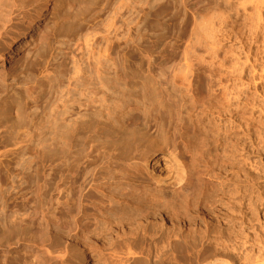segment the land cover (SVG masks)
I'll return each mask as SVG.
<instances>
[{
  "label": "rangeland",
  "instance_id": "1",
  "mask_svg": "<svg viewBox=\"0 0 264 264\" xmlns=\"http://www.w3.org/2000/svg\"><path fill=\"white\" fill-rule=\"evenodd\" d=\"M23 1L0 0V22L10 11L9 19L0 28V264H60L59 259L63 255L67 264H165V261L168 264V260L169 264H184L187 261V255L181 247V239L174 237L177 236L176 233L173 235L175 228L173 231L171 229L172 234H169L171 237L169 236L168 242L171 243L161 245L160 249L141 245L142 242L136 243L138 237L141 238L145 234L136 230L134 209L131 206H119L115 211L106 212L101 223L91 226L88 233H74L70 229L72 215L79 218L82 213L93 215L96 211L89 207L85 212L79 213L83 205L81 206L79 201L78 188H84V194L90 190V184L85 182L90 175L83 172V168L87 166V158L82 156V152L76 154L80 163L71 164L69 159L65 160L64 181L56 175V163H59L57 82L59 78L66 74V77L70 76L78 68L88 72L97 68L98 52L105 48H108V55L110 54L107 59L110 75L113 76L116 72L122 75V86L108 92L107 97L108 102H111L110 110L117 109L112 112L116 121H112L114 120L113 125L119 142L127 139L134 147L138 146L140 150L137 151V147L133 152L136 157L145 155L143 151L146 155L149 151V155L152 152L160 154L165 152L162 148L165 146L166 137L172 140L176 138L178 143L180 140L190 141L194 137L191 127L196 126V135L200 136L196 141L202 139L203 143L209 139L212 145V155L207 159V167L210 168L204 176L205 181L208 180L210 186L218 189L219 194L226 193L231 186L237 188L239 192L236 190V194L240 197L238 201L242 202L238 210L241 211L246 209L250 202L261 198L262 210L258 211V218L261 216L259 219L264 221V81L260 82L258 76L257 79L251 78V68L247 70L245 79L252 80V86L247 93L250 105L245 108L246 111L241 110L239 114L236 112L235 118L242 119L235 124L229 123V116L220 118L211 110L200 114L203 105L199 106L198 113L186 108V105L181 115H177L175 110V107L189 100L188 81L186 77L185 80L182 78L188 72L185 65L187 62L193 64V70L196 69L200 73L202 71V76L216 72L230 74L233 68L234 71L240 70L238 61L246 59L241 51L242 45L250 43L247 37L257 12L254 3L249 2L247 7L250 0H187V6L183 7L180 5L181 0H177L178 4L180 3L178 12L176 8L165 6L166 1L163 0H52L50 3H46L47 0H33L32 3H22ZM183 17L188 24L180 26L179 20ZM111 20L113 25L110 24ZM85 34L90 44L94 43L93 47L87 49L82 45V48L78 49L77 44L83 42ZM89 60L92 63L90 66ZM46 66H49V70L43 73ZM257 67L260 72L264 64L261 62ZM237 73L240 74V71ZM238 77L235 76L231 82L237 84ZM181 95L187 98L183 97L181 100ZM235 104L240 105V102ZM103 114L106 118L107 113L103 111ZM163 114L167 115V118L164 116L162 119ZM187 121L188 125L185 124ZM156 123L158 127H155ZM244 124H252L249 125L251 132L250 129L245 130ZM97 138H102L98 140L106 143L107 137L92 134L88 140L90 151L98 148V145L101 146L102 143ZM90 141L93 142V147ZM123 157L124 153L122 157L117 158L114 168H123ZM73 170H77L79 174L76 192L74 191L75 202H71L73 196L70 194V184L68 185ZM90 199L84 204L92 205L96 197ZM62 214H65L66 226H69L67 228H63V220H59ZM200 217L196 215L195 220L192 218L195 225H201L203 222ZM87 220H83V223ZM158 221L161 227H171L168 221ZM218 221L224 224L225 219L222 217ZM235 226V229H240L239 232L244 235H251L255 223ZM242 230L248 231V234ZM161 233H157V236L156 233H151L150 236L161 239ZM147 235L143 237V242L150 237ZM51 248L52 250H49ZM187 263L190 264L189 261Z\"/></svg>",
  "mask_w": 264,
  "mask_h": 264
},
{
  "label": "bare ground",
  "instance_id": "2",
  "mask_svg": "<svg viewBox=\"0 0 264 264\" xmlns=\"http://www.w3.org/2000/svg\"><path fill=\"white\" fill-rule=\"evenodd\" d=\"M51 1L52 0H47L46 3L47 2L50 3ZM164 1H166L165 6L170 7V9L176 8V10H178V12H180V6H179L180 3L178 4L177 0H163V2ZM25 2L26 3H32L33 0H24L22 3H25ZM180 2H181V4H180L181 6L182 5H183V7L187 6V0H181ZM249 2L251 4L252 3L255 4L257 12H256L255 20L253 19L254 24H253L252 28L250 29V33L248 34V37H247V39L250 40V43L248 45H245L246 43L244 45H242L241 51L243 54H245L246 59H244L242 61L241 58H240L241 60H239V58H238V60H239L238 65H240V70L234 71V68H233V72L230 71V74H226V73L222 74V73H218L216 71H215L216 74H212L211 72H214V71H211L210 75L205 76L203 74L205 76L204 77L201 75L202 71L200 73L196 69L193 70L192 69L193 64L192 63H191L192 65L189 64L190 61H189V63L187 62L185 65L188 69V72L186 71L187 74L184 77H182V76L181 77L184 78V80L186 77V79L188 81V86H187V83H186V86L188 88L187 92L189 94V100L187 102H185V104H181L180 106L177 104L178 107H175V110H177V112H178L177 115L178 114L181 115L184 113V112L182 113L183 108H185L184 105H186V108H190L191 110L197 111V113L199 110V106L203 105L204 108L202 110L200 109V111H202V112H199L200 114H202L205 111L207 112V110L208 111L211 110V111H214L213 113H216L220 118L224 117V116H229L230 117L229 123L235 124L240 119V117L235 118V116L237 114L236 112H238V114H239V112L241 110H244L245 108H247L250 105V99L248 98L247 93L249 92V90L252 86L251 85L252 80L251 79H245V76L247 77V73H246L247 70L249 71V68H251V72H249L252 74L251 78L254 79L256 77V79H257V76H258L260 82H262V80L264 81V67L261 69L260 72L258 71V69H256V68H258L257 66L261 62H262V65L264 64V0H250L247 3V7L249 6L248 5ZM199 3L200 2L198 1L197 4H199ZM70 4H72V3H70ZM242 5H244V3ZM21 6H23V5H21ZM84 8H86V7H84ZM245 8H246V6H245ZM242 9H244V8H242ZM193 12H194V10H193ZM192 15H195V14L193 13ZM9 17H10V11H8L6 13V17L3 19V21L0 22V28L2 27V25H4L6 23L7 19H9ZM246 17H247V15H246ZM195 18H196V15H195ZM112 19H113V17H112ZM112 21L113 20L110 21V24H112ZM186 24H188V23L186 22V19L184 20V17L179 20L180 26L181 25L185 26ZM114 26H115V24H114ZM246 28H248V27H246ZM3 29H4V27H3ZM247 31L249 32V28ZM90 32H92V31H90ZM86 36L84 37L83 42L77 44L78 49H81L82 45H85L87 49L89 47H91V48L93 47L92 45L94 43L91 42L92 44H90V40L88 39V36L87 37ZM89 38L91 39L90 36H89ZM82 39H83V33H82ZM79 40L81 41V39H79ZM255 48H256V50H254ZM109 55H108V48H105L102 51L100 49V52H98V56L96 58L97 68H94V70L91 69L88 72V71L84 70L83 68H80V69L78 68L75 71H73V73H71L70 76L66 77V75H67L66 74V75L62 76L61 78L58 77L59 79L57 82L58 83L57 84L58 85V87H57V90H58L57 98L58 97L59 98L57 100L58 101V105H57V113H58V119H57L58 128L57 129H58V132H57V135H58L59 163L58 164L56 163V172H57L56 175L59 176L61 181H64L63 178H66V177H64L65 174L63 173L65 170V169L63 170V168L65 166L64 165L65 160L69 159L71 164H75L76 162H78L77 159H79V158L76 159V154H78V153L82 154L83 153L82 156L85 155L84 157L87 158V161L85 160V162L87 163V166H86V164H84V166H86V168L85 167L83 168L85 170L83 172H87L90 175V177L88 179L86 177L87 180L86 181L84 180V181L87 184H90V190H88V192L86 194H84L83 193L84 188L83 189L81 188L82 190L80 189V187L78 188L79 189L78 191L80 192L79 201H80L81 206L83 205L82 206L83 208H80L82 210L79 211V213L85 212V210L87 208L89 209V207H91L92 210L96 211V212H94L95 214H93V215H88L86 213H82V216L79 218H77L75 216L73 217V215L71 214L72 215L71 218H73V221L70 224V229L72 230V232L74 231V233H75L78 231L79 233L80 232H84V233L87 232L88 233L89 229L92 228L91 226H94V224L96 225L97 223H101V220L103 219V216L106 214V212L109 213L110 211H112L116 208L118 209L119 206H121L123 208L124 207L129 208V206H131L134 209L133 210L134 211L133 216L136 219V224H137L136 230L139 233L143 232L145 235L148 234L149 236L151 235V233H153V234L156 233V236L159 235V234H157L159 232L163 233V234L162 233L160 234V235H162L160 237L161 239H158V238L154 239L153 237L150 236L148 238L149 240L146 238V239H144L145 242H143V237L145 236L144 235L143 237H141L142 240L140 237H138V239L136 240V243L142 242L141 245L144 244L146 246H149L150 248H155V250L157 248L160 249L162 247L161 245L165 246L166 244L171 243V241L168 242V240H170V237H171L170 235L172 234L171 229L173 231V229L175 228V232L173 233V235L176 233L177 236H174V237H176V238L179 237L181 239V247H183V249L185 251L184 253H186V255H187L186 256L185 254H183L186 256L185 259L187 260L185 263H187L189 261L190 264L191 263L192 264H264V221L259 219L261 216L258 218V211L262 210V209H260L262 207L261 206L262 203H260L261 198L258 199V196H257V199L259 201L258 200L257 201L252 200L253 203L250 202V204H248V205H246V203L245 204L243 203V205L247 206V208H246L247 210L242 209L243 211H241L239 209L240 210L239 211L238 207H239V205L241 207L242 202H239L240 200L238 201V198H240V197H238L236 194L237 188L235 189V187H233V186L229 187L226 190L227 192L226 193L224 192L226 195L223 196L224 195L223 192H222L223 195H221L222 193L219 194L218 189H215L214 186H213L214 187L213 188L212 185L210 186L207 182L208 180L205 181L204 176H205V174H207L206 172L210 168V167L209 168L207 167V165L209 163L207 159H209L210 158L209 156L212 155V154H210L211 143L209 142V139H207V142L205 141L206 143L203 142L205 144L202 143V139L196 141V139L200 138V136L196 135L198 133L197 128H195L196 126L191 127V129L194 132V137L190 141L189 140H180V142L178 143V140L176 141V138L172 140L171 138L169 139L168 137H166L165 146H163L164 148H162L165 150V152L160 153V154L159 153L157 154V152H152L151 155H149V153H150V151H149L147 153L148 155H146V153H144V151H143V154H145V155H141L140 157H136L135 156L136 154L133 152L138 146L134 147L133 143L129 142L130 140L127 141V139L126 140L122 139V142H119L118 133H117V131L113 125L114 120L112 121V119H115L116 117L114 118L115 115H114V113H112L114 110L113 111L110 110V105H109L110 101L108 102L107 97H108V92H111L113 89L120 88V85L122 83V75L118 72L114 73L113 76L110 75V73L108 71V66H107L108 65L107 59H108ZM189 60H192V59H189ZM88 62H89V64H88L89 66L92 65L90 60ZM193 62H194V59H193ZM201 63H202V61H201ZM212 64L213 63H211V65ZM195 65H197V63ZM195 65H194V67H195ZM199 67H200V64H199ZM232 67H233V65H232ZM48 70H49V66H46V69L43 71V73H46ZM259 70H260V68H259ZM238 71H240V74L237 73ZM219 72H220V70H219ZM233 76L234 77L239 76L238 77L239 82H237V84L235 82L234 83L231 82L234 78ZM177 77H176V81H177ZM180 80H181V78H180ZM217 83H219L218 84L219 86L217 85ZM184 84H185V82H184ZM186 86H184V87H186ZM184 92H185L184 93V95H185L186 91H184ZM184 95H181V100H183ZM184 98H187V96ZM212 102H215V104L216 103H218V104L213 105ZM238 102H240V105L235 104ZM242 104H243V106H242ZM119 107H120V105H119ZM260 108H261V106H260ZM262 110H264V109L262 108ZM103 111H105L107 113L106 118L104 117L105 115L103 114ZM245 111H246V109H245ZM164 114L162 116V119H164L163 118L165 116ZM156 115H158V114H156ZM159 115H162V114H159ZM154 117H156V116H154ZM166 118H165V121H166ZM185 118L187 119V117H185ZM160 119H158V120H160ZM183 119H184V117H183ZM183 119L181 120L182 122H184ZM115 121H116V119H115ZM101 122H102V124H101ZM168 122H169V120H168ZM164 123L165 122H163V124ZM181 123H180V126H181ZM187 123H188V121L185 122V124H187ZM214 123H216V121ZM104 124H106L107 127ZM118 124H119V122H118ZM159 124H160V121H159ZM147 125H148V123H147ZM156 125H158V124L156 123L155 127L159 126V125L158 126H156ZM165 125H167V124L165 123ZM171 125H172V123H171ZM249 125L244 126L246 131H248L251 128L250 126L252 124L250 126ZM109 126H110V128H108ZM151 126H152V124H151ZM183 126H185V125H183ZM170 127H172V126H170ZM160 128H162V126ZM157 130H158V128H157ZM168 130H170V129H168ZM173 130H174V127H173ZM251 130L252 129H250V132H251ZM122 131H124V130H122ZM160 131H161V129H160ZM203 133L205 134L206 132H203ZM92 134L93 135L97 134V136L99 135V136H103V137H107V138L105 139L106 143H102L103 141H99L98 139H100V138H97V140L102 143L101 146L98 145V148L92 149L90 151L88 140H89V138H91ZM186 134H187V132H186ZM168 135H169V133H168ZM200 135H201V133H200ZM201 137L203 138V136H201ZM208 137L209 136H207V138ZM205 138H206V136H205ZM153 139H155V138H153ZM185 139H187V138H185ZM100 140H102V138ZM92 141H93V139H92ZM98 141H97V143H99ZM93 142H91L90 144L92 145ZM148 142H150V141H148ZM206 144H207V146H206ZM134 145H135V143H134ZM92 147H93V145H92ZM154 148H156V147H154ZM136 150L139 151L140 150L139 147ZM143 150H145V149H143ZM118 151H120V152L118 153ZM122 153L125 154V157L121 158V159H123L121 162L124 164V166H123V168L116 169V168H114V166L116 165L115 163L117 162L116 160H118L117 158L122 157ZM189 157H190V159H188ZM81 161H82V159H81ZM78 163H80V161ZM77 166H79V165H77ZM73 167H75V165ZM73 167H72V169H73ZM77 170H78V168H77ZM77 170L76 171L73 170L71 172L72 174L69 177L68 185L70 184V194H71V196H73L71 202H73V201L75 202V200H76V198H75L76 194L74 193V191H75V188L77 185V179L79 177ZM211 178H212V176H211ZM86 183H84V184H86ZM61 185H63V184H61ZM68 188H69V186H68ZM222 190H224V189H222ZM237 192H239V190H237ZM244 194H245V192H244ZM249 195H251V194H249ZM93 197H96V199H94L92 205H85L84 204L86 201H88L90 198H93ZM262 197L264 198V196H262ZM86 203H88V202H86ZM77 204L79 205V203H77ZM62 205H63V202H62ZM65 208L67 209V207H65ZM72 209H73V207H72ZM72 209H69V210H72ZM67 212H68V210H67ZM67 212H66V214L68 216ZM196 215L201 216L200 218H201V220H203L201 225L197 224L198 225L197 226L193 223ZM249 215H251V217H249ZM262 216H264V215H262ZM119 217H120V215H119ZM222 217H224V219H225V222L223 221L224 224H222L220 221H218ZM66 218L68 219V217H66ZM87 218H89V219L87 220ZM113 218H115V217H113ZM131 218L133 219V217H131ZM192 218L194 219L193 221H192ZM85 219L87 220V222L83 223V220H85ZM59 220H63L62 221L63 228L69 227L68 225L66 226L65 214H62L61 218ZM158 220L168 221L171 224V227H166V228L161 227L160 226L161 224H159ZM246 221H248V223ZM249 223H255V226L252 229L253 232L251 233V235L248 234V231H246V230H245V232H247L248 235H246V234L244 235L243 233L239 232L240 229H238V231H237V229H235L236 224L248 225ZM117 226H118V224H117ZM196 226H197V228H196ZM240 227H242V226L240 225ZM251 228H252V226H251ZM70 229L68 228V230H70ZM65 230L68 231L67 229H65ZM109 231H111V230H109ZM64 233H66V232L64 231ZM69 233H71V231ZM134 238H135V236H134ZM122 240H124V239H122ZM60 241H62V240H60ZM84 242H83V244H84ZM123 245H121V247ZM54 248H53V250H54ZM113 248H115V247H113ZM123 248H125V246H123ZM129 248H131V247H129ZM170 248H171V245H170ZM146 249L148 250V247ZM166 249H167V247H166ZM49 250H52V248ZM47 252H48V250H47ZM54 252H55V250H54ZM150 253H152V251ZM171 253H173V252L171 251ZM173 255H174V253H173ZM183 255H182V257H183ZM49 256H50V254H49ZM157 257H158V255H157ZM168 258H170V257L168 256ZM172 258H173V256H172ZM50 259H52V258H50ZM58 259L59 258H57V260ZM179 259H181V258H179ZM59 260H60V264H67V260H65V255L60 257ZM49 261H51V260H49ZM52 261L54 262V260H52ZM135 261H134V263H135ZM140 261H141V259L138 262H140ZM169 261L170 260H168V264H169ZM174 261L175 260H173V262ZM176 261H178V260H176ZM179 261H182V260H179ZM183 261H185V260H183ZM180 263H182V262H180ZM140 264H142V263H140ZM165 264H166V261H165Z\"/></svg>",
  "mask_w": 264,
  "mask_h": 264
}]
</instances>
